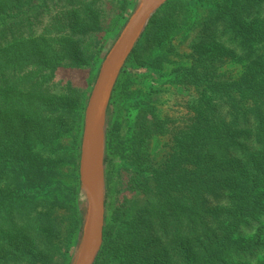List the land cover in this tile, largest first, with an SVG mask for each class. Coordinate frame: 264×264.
<instances>
[{"label":"rangeland","instance_id":"1","mask_svg":"<svg viewBox=\"0 0 264 264\" xmlns=\"http://www.w3.org/2000/svg\"><path fill=\"white\" fill-rule=\"evenodd\" d=\"M139 1L102 0L100 11L92 8L95 9L91 11L93 19H89L87 25L94 30L96 40L78 50V68L62 67L55 79L56 83L72 82L74 88H62L59 95L35 91L34 97L48 100L54 107L63 109V118L47 122L0 111V145L5 131L12 134L11 142L17 148L24 145L22 157L28 162L29 171L24 174L27 184L23 187L31 193L53 191L50 198L46 196L52 202L45 211L46 215L52 211L49 239L52 243L71 233L70 216L76 206L82 213L83 224L87 196L80 182L76 189L74 178V157L81 137L79 124L75 122L83 113V135L90 97L85 89L92 91L97 78L93 64L97 59L95 44L98 42V48L102 45L108 52L128 20L125 22L123 18L126 13L124 4L130 9L129 18ZM261 1L169 0L156 16L149 40L141 38L140 47L128 66L126 98L118 106L112 121L110 147L107 135L109 117L106 123L105 159L108 156L113 159L110 185L106 163L104 167V191L106 202H109L106 223L111 233L109 245L97 264H182L180 253L187 243V226L186 221L181 220V213L186 207L182 203V194H177L176 188L179 187H175V179L186 177L189 171L208 159L211 160L208 165L212 166L210 174L217 166H232L247 143L242 139L237 142V151L230 155V162L219 159L210 146L212 137L220 132V124L215 119L217 80L211 77L214 79L212 86L189 83L184 79L183 83L181 80L175 82L178 69L183 65L191 67L201 63L207 72L224 76L225 82L234 79L244 70V55L237 54L220 41L214 22L216 15L222 10H244L252 4L253 10L241 17L240 26L261 36L264 31V4ZM70 3L75 5L73 12L79 13L77 0H70ZM60 10L54 16L65 14L64 7ZM31 17L36 26L45 28L51 25L49 17ZM58 21L56 18L55 23ZM12 36V30L1 34L0 44ZM7 77L13 82L11 75ZM151 113L157 114L163 127L167 125L166 131L157 124L154 133H147L148 124L143 126L142 119L147 114V121ZM37 137L56 145V155L47 156L44 151L41 158L34 154ZM258 221L259 224H245L239 230L236 240L242 248L248 249V253L230 257L228 264H264V217ZM81 233L82 227L66 264H73L77 256ZM54 259L61 260L58 256Z\"/></svg>","mask_w":264,"mask_h":264},{"label":"trees","instance_id":"2","mask_svg":"<svg viewBox=\"0 0 264 264\" xmlns=\"http://www.w3.org/2000/svg\"><path fill=\"white\" fill-rule=\"evenodd\" d=\"M261 2L264 4V0ZM76 4L80 7L77 14L73 12L75 5L70 0H0V35L9 30L13 35L9 41L0 44L1 112L47 122L63 118V109L54 107L48 100L34 97V93L40 90L59 95L62 88H74L69 81L56 83L58 70L62 67L78 68V50L96 40L94 30L87 25L88 20L93 19L91 11L95 9L92 8L100 11L103 2L77 0ZM62 7L65 14L54 16ZM124 8L126 22L130 9L127 4ZM162 8L150 21L142 40H149L154 20ZM253 8L251 4L244 10H222L214 21L220 41L237 54L244 55V70L234 79L225 82L224 76L207 72L201 63L191 67L183 65L178 69L175 82L181 80L183 83L184 79L189 83L212 86L213 80H217L215 119L220 124V132L212 137L210 146L219 159L229 161L230 155L237 151V142L242 139L247 143L232 166H217L210 174L212 166L208 165L211 161L208 159L189 171L186 177L175 179V187H179L176 188L177 194H182V203L186 207L181 213V220L184 219L187 226V243L180 253L182 264H228L232 256L247 255L248 249L242 248L236 240L239 230L245 224H259L258 220L264 217V31L260 36L258 32L240 26L241 17ZM32 15L49 17L51 25L45 28L34 25ZM56 18L59 19L57 23ZM139 47L132 53L113 92L108 113L111 121L107 130L109 147L112 121L127 95L128 66ZM107 53L102 45L98 48L96 42L95 77ZM7 75H11L13 82ZM53 90L58 93H52ZM90 91L85 89L88 97ZM146 119L147 114L143 116L142 125L148 124V134L155 132L157 124L167 130V125L163 127L157 114L151 113ZM75 123L79 124L82 137L83 113ZM11 136L8 131L3 132L0 145V264H66L81 231L82 213L76 206L70 216L71 233L53 243L49 240L53 218L51 210L48 215L45 211L52 199H46V196L50 198L53 191L31 193L23 187L27 184L24 174L29 171V165L22 157L24 145L17 148L11 142ZM81 137L74 157L76 189L80 182ZM34 146V154L41 158L44 151L47 156L57 153L56 145L40 137ZM112 160L110 156L105 159L109 185L112 183ZM108 208L109 202H106ZM104 231V244L95 264L109 245L111 229L107 223ZM55 256L61 260L55 261Z\"/></svg>","mask_w":264,"mask_h":264},{"label":"water","instance_id":"3","mask_svg":"<svg viewBox=\"0 0 264 264\" xmlns=\"http://www.w3.org/2000/svg\"><path fill=\"white\" fill-rule=\"evenodd\" d=\"M168 0H140L99 69L85 110L80 157V183L87 196L80 247L73 264H95L106 225L104 191L106 123L114 89L150 21Z\"/></svg>","mask_w":264,"mask_h":264}]
</instances>
